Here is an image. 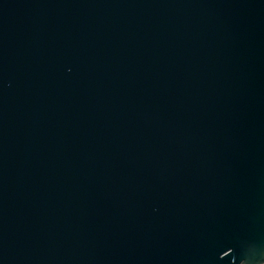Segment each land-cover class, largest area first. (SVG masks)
Wrapping results in <instances>:
<instances>
[{"label":"water","instance_id":"water-1","mask_svg":"<svg viewBox=\"0 0 264 264\" xmlns=\"http://www.w3.org/2000/svg\"><path fill=\"white\" fill-rule=\"evenodd\" d=\"M0 264H264V0H0Z\"/></svg>","mask_w":264,"mask_h":264}]
</instances>
